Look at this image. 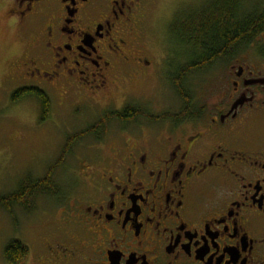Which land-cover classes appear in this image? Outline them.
Returning a JSON list of instances; mask_svg holds the SVG:
<instances>
[{"label": "flooded vegetation", "instance_id": "obj_1", "mask_svg": "<svg viewBox=\"0 0 264 264\" xmlns=\"http://www.w3.org/2000/svg\"><path fill=\"white\" fill-rule=\"evenodd\" d=\"M150 2L0 0L2 19L30 38L5 60V81L49 96L48 113L39 103L45 122L52 95L70 107H99L86 135L104 143L83 159L80 187L59 214L22 213L49 183L22 202L0 203V264H264V6L251 12L250 36L224 40L202 60L222 70L211 97L186 81L187 62L168 72L160 61L154 74H165L174 101L155 113L129 99L151 65L140 44ZM216 2L225 0L175 10L171 27ZM130 109L127 118L104 119ZM110 121L119 124L111 132Z\"/></svg>", "mask_w": 264, "mask_h": 264}, {"label": "rangeland", "instance_id": "obj_2", "mask_svg": "<svg viewBox=\"0 0 264 264\" xmlns=\"http://www.w3.org/2000/svg\"><path fill=\"white\" fill-rule=\"evenodd\" d=\"M202 1L151 0L147 5L143 41L140 44L143 57H146L151 65L147 70V78L137 77L133 80V90L129 94L130 102L133 99L140 106H145L155 113L170 109L174 101L172 90L165 80V74L158 78L154 69L163 59L169 67L168 72L172 71L175 65L181 66L187 62L185 42L175 34L171 20L175 10L183 6H197ZM239 3L242 4L241 11L245 14L253 12V8L264 6V0H239ZM2 15L3 10L0 8V195H6L16 190L18 184L28 175L44 178L49 167L56 163L68 136L89 128L103 112L99 107L90 109L84 106L83 110L76 106L70 107L69 103L52 95V119L50 117L45 122L39 118L40 102L34 94L12 101L11 95L16 89L17 81H5V60L10 57L12 49L16 51L18 47H23L30 38L26 33H22L21 29L8 26ZM241 18L242 14L238 19ZM219 65L188 71L185 79L194 92L204 91L209 94L206 97H211L215 88V76L218 70L222 71ZM122 98L123 94L116 95L113 102L120 104ZM118 127V122L108 123L110 132ZM106 143L112 145V140ZM101 144L104 143L98 144L87 135L76 141L69 149L65 161L55 167L51 182L45 184L49 191L37 194L27 211L17 208V212L22 211L25 216L38 217L44 216V212H50L53 207L57 214L63 207H68L72 194L77 193L75 191L80 187L79 171L83 166V159L93 157L99 150L96 146ZM2 223L0 213V225ZM3 233H0V238Z\"/></svg>", "mask_w": 264, "mask_h": 264}, {"label": "trees", "instance_id": "obj_3", "mask_svg": "<svg viewBox=\"0 0 264 264\" xmlns=\"http://www.w3.org/2000/svg\"><path fill=\"white\" fill-rule=\"evenodd\" d=\"M238 7L242 8V4L238 6L235 2H232V0H225L224 5L217 4V2L212 5L210 7V13L203 11L202 13L179 15L176 28L173 29L175 34L185 42L186 53L190 58L187 64L191 70L202 67L205 64L202 60H205L206 56L216 55L218 49H223L224 47L221 45L222 41L239 37L243 39L246 37V33H248L249 36L250 33H253V15H251V13L245 14L244 11H241L243 18L238 19L236 15L238 12L236 8ZM262 22L263 21H261L259 25ZM28 94H34L41 103L42 110H44L45 113L49 112L50 98L45 92L34 91L31 88H19L13 91L11 99L12 101H17ZM148 111L149 110H147V112ZM134 112L135 110L132 109L108 111L104 119L108 120L111 117L124 119ZM91 129L92 128H87L75 134V136L83 137L88 134ZM71 144L72 141L69 140L62 151L60 160L49 167L44 178H33L28 175L24 181L20 182L19 187L14 193L0 197V203L9 207L10 201L22 202L25 198L24 195L29 193L33 188L36 189L40 183H50L55 167H57L62 161V158L69 153V146ZM31 184L34 186H31Z\"/></svg>", "mask_w": 264, "mask_h": 264}, {"label": "snow or ice", "instance_id": "obj_4", "mask_svg": "<svg viewBox=\"0 0 264 264\" xmlns=\"http://www.w3.org/2000/svg\"><path fill=\"white\" fill-rule=\"evenodd\" d=\"M242 70V69H241Z\"/></svg>", "mask_w": 264, "mask_h": 264}]
</instances>
